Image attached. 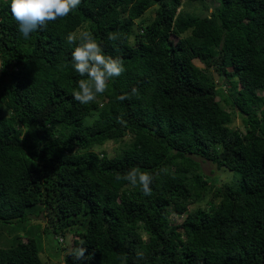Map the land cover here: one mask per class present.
I'll use <instances>...</instances> for the list:
<instances>
[{
  "label": "trees",
  "instance_id": "trees-1",
  "mask_svg": "<svg viewBox=\"0 0 264 264\" xmlns=\"http://www.w3.org/2000/svg\"><path fill=\"white\" fill-rule=\"evenodd\" d=\"M187 1L216 5L81 0L25 39L0 0V264H45L40 236L14 227L40 215L91 255L60 264H264V0ZM81 29L126 69L86 105L67 42ZM197 158L235 180H207ZM134 167L150 196L117 179Z\"/></svg>",
  "mask_w": 264,
  "mask_h": 264
},
{
  "label": "clouds",
  "instance_id": "clouds-1",
  "mask_svg": "<svg viewBox=\"0 0 264 264\" xmlns=\"http://www.w3.org/2000/svg\"><path fill=\"white\" fill-rule=\"evenodd\" d=\"M80 4L81 0H10V12L18 24V31L27 39L32 32L46 27L48 22L68 16ZM77 40L80 42L71 53L72 67L81 77L86 78L77 81V89L73 90L72 97L80 104L86 105L95 101L98 95L104 94L108 90L109 80L121 76L126 69L121 59L104 53L91 31L78 30V33L68 34V43L74 44ZM135 92L136 89L133 88L132 94ZM128 97V93H123L117 96V100L124 101ZM117 121L126 124L122 116L117 117ZM117 179L128 181L145 196L152 194L153 176L147 171L134 167L123 177L117 176ZM86 251L85 247L80 246L70 249L68 254L80 262L91 259V255L85 256ZM137 256L142 258V253H137ZM120 259L121 264H127L126 256Z\"/></svg>",
  "mask_w": 264,
  "mask_h": 264
},
{
  "label": "rangeland",
  "instance_id": "rangeland-1",
  "mask_svg": "<svg viewBox=\"0 0 264 264\" xmlns=\"http://www.w3.org/2000/svg\"><path fill=\"white\" fill-rule=\"evenodd\" d=\"M215 2L212 1H206L205 3L201 2H189L187 0H183V5L181 7V13L187 14V13H194L199 14L203 10L204 11H210L215 7ZM206 6L208 8L206 9ZM152 16L154 13L150 10L146 13V16ZM82 30V29H81ZM78 33V32H77ZM194 63L199 67H204V65L198 60L195 59ZM264 94V92H263ZM219 98V97H218ZM220 99V98H219ZM234 128L244 129L243 127V121L240 114L236 115V118L234 120V123L232 124ZM120 144H115L113 142H108L104 146L105 151L112 155L117 154L120 151ZM118 151V152H117ZM201 163V171L205 178L208 180H214L215 182L219 183H231L234 179V174L230 171H227L226 169L217 168L215 164H213L210 161L203 160L202 158H197ZM201 206H207L206 201H203L200 203ZM195 206V205H194ZM184 215H173V218L176 222H180ZM47 226V219L44 218L42 215L37 217H32L30 220H28L25 223L22 224H15L14 227L17 228L19 231V235L21 236V240L25 241V229L27 231H30V234H33L31 236L39 237L41 238L42 248L40 251L41 259L45 264H60L65 262V258L67 254L69 253L70 249L73 247L74 239L77 238V236L74 234L73 231H65V236L63 235H57L56 237L50 233L47 234L45 231V228ZM73 227H78L76 223L73 225ZM12 234L6 231H0V243L5 244L6 242H9L12 239ZM143 236L145 239H147V234L143 232Z\"/></svg>",
  "mask_w": 264,
  "mask_h": 264
},
{
  "label": "water",
  "instance_id": "water-1",
  "mask_svg": "<svg viewBox=\"0 0 264 264\" xmlns=\"http://www.w3.org/2000/svg\"><path fill=\"white\" fill-rule=\"evenodd\" d=\"M211 15L210 11H205L204 14L202 15L203 18L209 17Z\"/></svg>",
  "mask_w": 264,
  "mask_h": 264
}]
</instances>
